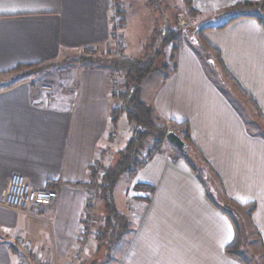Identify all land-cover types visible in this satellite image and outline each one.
Instances as JSON below:
<instances>
[{"label":"crops","instance_id":"crops-1","mask_svg":"<svg viewBox=\"0 0 264 264\" xmlns=\"http://www.w3.org/2000/svg\"><path fill=\"white\" fill-rule=\"evenodd\" d=\"M191 1L200 16L222 14L203 38L264 114V13L252 7L233 10L260 0ZM111 6L112 0H0V74L10 75L4 72L21 64L57 61L72 50L109 45ZM122 10L127 21L125 7ZM125 33L122 29L124 51L131 55ZM201 52L182 45L176 71L147 75L141 96L167 122H188L192 142L230 198L242 205L255 203L252 221L264 254V136L251 132ZM72 75L71 86L51 90L32 80L0 87V264H18L20 257H27L28 245L44 259L65 264L92 199V192L80 183L102 150L116 152L130 136L121 117L122 143L110 138L108 70L82 65ZM14 173L56 190L55 203L28 213L4 206L1 200ZM128 179L123 208L116 186L114 199L120 212L132 216L134 227L107 264H242L225 252L235 234L231 219L212 205L185 160H173L168 151L158 153ZM136 184H150L155 190H136Z\"/></svg>","mask_w":264,"mask_h":264},{"label":"rangeland","instance_id":"rangeland-1","mask_svg":"<svg viewBox=\"0 0 264 264\" xmlns=\"http://www.w3.org/2000/svg\"><path fill=\"white\" fill-rule=\"evenodd\" d=\"M153 1V4H149V0H116L117 5L121 10L125 7V13H127L128 22L126 21L123 13L125 25L123 26V28H120V23L118 24L117 22L118 19H114V15H112V28L110 37L111 41L109 45H103L96 49L95 47H93L90 49L80 48L77 50H72L67 55H65L64 58L54 62H47L46 64L41 65V67L38 69L25 68L20 71L11 73L10 75L2 76L0 78V87L10 85V83L13 84L23 78H25L26 80H32L35 84L38 85L42 83L44 84L42 85L43 88L51 87L45 88L48 90L54 89V87H58L59 85L65 87L67 86V84H70L71 86L72 83H74V81L72 82L71 80L73 78L72 74L74 73V69H77L78 66L87 65L95 67L101 66L106 68L105 66H103V64L109 65L110 60H112L113 58L124 60L154 58L155 66L158 67V70L156 71H165L163 69V66H169L168 69L172 67L174 59L177 58V50L182 45L188 44V36H194L202 40L204 31L210 29V26L216 25L221 20L219 19L222 15L220 13H213L207 16L191 15L188 12L186 0ZM113 8L115 9L114 5L112 4L111 10ZM252 8H256L258 11H263L262 14L264 13V8L262 7L254 6ZM240 9L242 8H235L233 10L239 11ZM122 29L128 36V47L126 51L131 53V55H126L124 51L125 44L124 37L121 34ZM171 31L172 34L170 33ZM167 34L168 36H170V38L174 37V40L171 43L164 42ZM198 47H200V51L202 49L201 54H203L206 67L210 70L217 82H219V84L231 97L232 101L239 107L240 111L246 118L247 125L251 132L264 136V118L260 115V113H258L252 102L238 89V87L235 86L232 78L225 72L223 65L217 59L215 51L212 50V48H210V50H205L202 44H199ZM203 52L206 54H204ZM206 56L210 57V59L208 58V60H206ZM90 59H100L108 61H105L104 63L103 61L98 63L96 62V60L91 61ZM106 69L110 74V86L112 87H110V94L112 96V102L114 100V104L118 105L119 102L117 99V94H115L113 88L115 83V87L118 91L123 88L124 83L127 81L125 77L126 72L124 67L115 66L114 64L111 68ZM165 72L170 73V70H167ZM141 87L142 82L140 85V96ZM157 114L158 113L156 112L154 116L156 117ZM122 117L126 118V122L130 127L131 136L134 124L129 123L125 115H122ZM156 122L158 125L163 123V121L161 120H156ZM165 125L167 130L171 129L170 122L165 123ZM119 126L120 128H118ZM124 127L125 124L122 122L121 125L120 119L115 127L110 126V138H112L113 140L114 138L115 140L118 139L119 143H122ZM116 129L118 130V133L116 132ZM165 136H167V134L164 135V138L161 136L150 135L144 145L145 147H149L156 142L158 143V141L162 138L163 147L165 148V150L174 155H179L178 149L180 148L168 141ZM116 152L111 150H102L99 157V162L105 165H108L111 162L113 163L116 158ZM144 154L145 150H143V155ZM190 154L192 159L196 160L198 158L196 152H191ZM197 166L199 167V170L201 169V171L203 172L204 177H207L205 179L207 188L211 189V185L214 186V190L216 192H213L212 194L214 198L220 203L221 206H227L228 208H230L232 213L239 218L241 226H243L244 244L241 249V255L243 259L248 264H264V254L260 246L257 234L250 224L248 217H246V209H243L229 202L227 198L222 195L214 175L210 173L205 163L199 161L197 162ZM128 176V174L123 175L115 190L116 197L118 199V205L122 208L124 205V201H126L124 189L127 181H129ZM91 195L92 199H90V201L93 206V216L90 225L91 230L89 233H84V236L87 237V240L82 247V250H77L75 248L74 252L70 255L68 260L65 261V264H107L111 258H114L116 256L117 251L125 246L128 241V237L130 236L131 231L124 234L121 240L116 243L115 241L117 239V236L119 235V231L116 229L113 234L111 233L112 236L108 235L105 241H101L98 239V233L102 231L105 225V213L103 211V204L97 199L94 190L92 191ZM146 198L147 197L141 199L144 201ZM129 218L133 225L134 221H132V216L130 215ZM25 250L27 252V257H20L19 261L23 260L24 264H29V261L31 262V264H36L34 263L32 253L30 250H28V247H25Z\"/></svg>","mask_w":264,"mask_h":264},{"label":"trees","instance_id":"trees-1","mask_svg":"<svg viewBox=\"0 0 264 264\" xmlns=\"http://www.w3.org/2000/svg\"><path fill=\"white\" fill-rule=\"evenodd\" d=\"M156 1V0H155ZM153 0H149V4H153ZM112 4L115 7L116 12L114 13L117 17V22L120 25V28H123L125 25V19L123 18V11L117 5L116 0H112ZM188 12L191 15H199L200 13L193 7L191 0H186ZM117 5V6H116ZM262 7L264 8V0H260L259 2L252 3V2H243L236 5L234 8H247V7ZM260 8V9H262ZM240 15L233 16L226 20L222 25L218 28H223L226 24H228L233 19L237 18ZM264 18H260L263 20ZM213 26H210V28ZM208 28V27H207ZM206 28V29H207ZM169 32V31H168ZM172 34V31L170 32ZM174 36V34H173ZM174 37L170 38L168 34L164 39V42H172ZM188 44L193 46L194 48L198 47L199 44L203 45L205 50L212 48L210 44L205 41L202 37V40L194 37L188 36ZM179 50V49H178ZM177 50V52H178ZM217 53V51H216ZM210 59V57H208ZM91 60V59H90ZM94 61L100 63L103 61L108 60H100V59H93ZM91 60V61H93ZM154 58H142V59H112L110 60V64H103L106 68H111L113 64L115 66L124 67L125 69V77L126 82L124 83L123 88L121 90H117V88H113L115 94H117L118 105L114 104V100L111 105L110 109V124L112 127L118 124L119 119L122 115L127 117L129 123H133V131L131 136L127 139L124 146L116 152V158L114 162L110 164H103L99 162V159H95L94 162L88 168V177L87 180L81 182L80 184L83 186L88 187V189L92 192L93 190L96 193L97 199L103 204V211H104V227L101 232L98 233V239L101 241H105L108 235L114 233L117 229L119 231V235L117 236L116 243L121 240L122 236L129 231H132L133 225L132 222L127 214L120 212L116 206L115 199H114V190L115 186L120 179V177L124 174H128L129 176L133 177L136 175L138 170L143 167L146 163H148L153 157L158 153L166 152L165 148L163 147V140L162 138L158 141V143H154L151 146L145 147V142L149 138L150 135L161 136L164 138V135L167 134L170 130L177 133L185 142L186 148L185 149H178L179 155H174L169 153L173 160L183 159L185 162L190 166V168L194 171L197 178L203 185L206 195L209 201L214 205L217 209L221 210L224 214L228 215L231 219L233 227H234V238L233 240L225 247V252L229 256L237 259L242 264H248L241 255V249L244 244V234H243V226H241L240 220L236 217L230 208L227 206H221L220 203L214 198L212 195L214 190V186L211 185V189L207 188V183L205 181L203 172L197 166V162L201 161L205 163L210 173H212L216 179L218 187L224 197L227 200L243 209H246V217L252 227L254 228V223L252 221V214L255 210V203H248L246 205H242L237 203L234 199L230 198L225 188L221 182V179L218 173L214 170L208 160L205 158L203 153L195 146L190 138V129L189 124L187 121L183 122H176L172 120L171 129L166 128L165 123L167 121L162 118L159 114L155 115V107L150 104L146 103L142 97L140 96V85L143 78L153 72L158 70V67L155 66ZM47 62H38L33 64H21L16 66L15 68L9 70L6 73H14L20 71L25 68H32L38 69L41 65L46 64ZM223 65V64H222ZM101 67V66H100ZM164 70H170V74L175 72L177 69V59H174V63L170 69L169 66L164 65ZM225 72L232 78L233 83L236 87L252 102L253 106L256 108L258 113L264 118V114L259 108L257 102L252 98V96L242 87V85L238 82V80L225 68L223 65ZM160 69V68H159ZM169 74V75H170ZM167 75L166 79L170 76ZM2 74H0V77ZM26 81L25 78L18 80L17 82L13 83L12 85L8 86L7 88L13 87L14 85ZM112 88V87H111ZM118 91V92H117ZM156 120L163 121L162 124L158 125ZM166 137V136H165ZM143 150H145V154L143 155ZM191 152H196L197 159L194 160L191 158ZM136 190H145L149 193H153L155 188L150 184H136L134 186ZM144 201L149 202L150 199L147 197ZM93 206L91 201L86 203L85 212H84V219L82 220V231L80 236L78 237L77 241H79L81 236H84V233L90 232V225L92 220V210ZM112 233V234H111Z\"/></svg>","mask_w":264,"mask_h":264},{"label":"built area","instance_id":"built-area-1","mask_svg":"<svg viewBox=\"0 0 264 264\" xmlns=\"http://www.w3.org/2000/svg\"><path fill=\"white\" fill-rule=\"evenodd\" d=\"M111 11L112 15H114V19H117L114 14L115 9L113 8ZM115 84L114 88H116ZM57 198L58 192L56 190L35 186L30 181H28L23 174L14 173L8 179L1 202L4 206L14 209L18 212L28 213L33 208L53 205ZM86 238V236L80 237L79 241L76 243L77 250H82V247L87 240ZM27 247L32 253L34 263L57 264L44 259L36 249L31 247V245H28ZM19 264H24V261L20 260Z\"/></svg>","mask_w":264,"mask_h":264},{"label":"water","instance_id":"water-1","mask_svg":"<svg viewBox=\"0 0 264 264\" xmlns=\"http://www.w3.org/2000/svg\"><path fill=\"white\" fill-rule=\"evenodd\" d=\"M167 140L182 149L186 147V142L174 131L170 130L166 136Z\"/></svg>","mask_w":264,"mask_h":264}]
</instances>
